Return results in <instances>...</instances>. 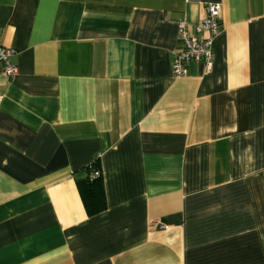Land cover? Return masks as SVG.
<instances>
[{"label": "crops", "instance_id": "crops-1", "mask_svg": "<svg viewBox=\"0 0 264 264\" xmlns=\"http://www.w3.org/2000/svg\"><path fill=\"white\" fill-rule=\"evenodd\" d=\"M208 2L212 68L174 76ZM0 46V264H264V0H0Z\"/></svg>", "mask_w": 264, "mask_h": 264}, {"label": "built area", "instance_id": "built-area-1", "mask_svg": "<svg viewBox=\"0 0 264 264\" xmlns=\"http://www.w3.org/2000/svg\"><path fill=\"white\" fill-rule=\"evenodd\" d=\"M206 16L194 26L195 34L189 33L186 22L178 23L177 38L181 43V49L176 53L171 64L174 76L184 75L186 65L190 61H203L204 73H208L212 68V43L214 37L221 29L220 6L218 3L208 2L205 4ZM206 33L205 37L199 35ZM16 54L12 47L0 46V63L2 64V74L7 79H12L18 72V67L11 61ZM99 175L98 170L91 173V178Z\"/></svg>", "mask_w": 264, "mask_h": 264}, {"label": "trees", "instance_id": "trees-1", "mask_svg": "<svg viewBox=\"0 0 264 264\" xmlns=\"http://www.w3.org/2000/svg\"><path fill=\"white\" fill-rule=\"evenodd\" d=\"M94 170H98L99 175L91 178ZM78 173L75 175V182L86 214L92 216L105 210L107 204L98 159L86 165Z\"/></svg>", "mask_w": 264, "mask_h": 264}]
</instances>
